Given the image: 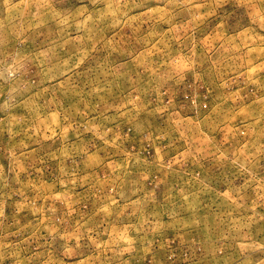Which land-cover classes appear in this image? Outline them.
I'll list each match as a JSON object with an SVG mask.
<instances>
[{
    "label": "rangeland",
    "instance_id": "374dc122",
    "mask_svg": "<svg viewBox=\"0 0 264 264\" xmlns=\"http://www.w3.org/2000/svg\"><path fill=\"white\" fill-rule=\"evenodd\" d=\"M0 264H264V0H0Z\"/></svg>",
    "mask_w": 264,
    "mask_h": 264
}]
</instances>
